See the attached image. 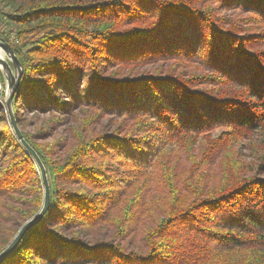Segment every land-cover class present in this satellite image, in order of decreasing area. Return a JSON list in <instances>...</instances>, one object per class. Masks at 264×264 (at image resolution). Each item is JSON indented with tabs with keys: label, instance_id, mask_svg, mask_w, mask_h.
<instances>
[{
	"label": "trees",
	"instance_id": "obj_1",
	"mask_svg": "<svg viewBox=\"0 0 264 264\" xmlns=\"http://www.w3.org/2000/svg\"><path fill=\"white\" fill-rule=\"evenodd\" d=\"M0 26L51 188L1 264H264V0H0ZM9 123L0 252L45 190Z\"/></svg>",
	"mask_w": 264,
	"mask_h": 264
},
{
	"label": "water",
	"instance_id": "obj_2",
	"mask_svg": "<svg viewBox=\"0 0 264 264\" xmlns=\"http://www.w3.org/2000/svg\"><path fill=\"white\" fill-rule=\"evenodd\" d=\"M0 74L2 76L5 87V96L3 97H5L4 101L7 108L8 117L10 120L9 124L11 125L12 130L16 138L19 140L21 146L31 156L34 163H36L41 175L43 187L45 189L43 204L38 214H36L35 217H32L31 219L26 221L22 225L18 233L15 235L12 242L2 252H0V264H1L17 248V246L22 241L27 231L37 226L39 222L43 219V217L46 215L47 211L49 210L50 202H51V188H50L49 176H47L48 172L44 165V162L41 160L40 156L31 146V144L27 142L21 128L17 123V119L13 108V103H14L13 100L20 86L21 79L24 74V68L20 59L15 54L12 45L1 36H0Z\"/></svg>",
	"mask_w": 264,
	"mask_h": 264
},
{
	"label": "rangeland",
	"instance_id": "obj_3",
	"mask_svg": "<svg viewBox=\"0 0 264 264\" xmlns=\"http://www.w3.org/2000/svg\"><path fill=\"white\" fill-rule=\"evenodd\" d=\"M4 28V26H0V30L1 29H3ZM2 31V30H1ZM10 38V37H9ZM10 41H14V40H11L10 39ZM2 77V76H1ZM2 82H3V79H2ZM4 83V82H3ZM3 96H5V87H4V94H3ZM5 98V97H4ZM5 99H3V102H4V106H3V104H2V106H3V109H5V111H6V113H7V108H6V105H5V101H4ZM7 115H8V113H7ZM33 117H34V115L33 114H27V115H25V119H27L28 121H32V119H33ZM9 118V117H8ZM49 118V114H41V116H40V118H39V120H38V123H37V126L35 125V124H29V125H27L26 127H25V130L27 131V132H31V134L32 133H34L35 132V130L38 128V127H44V128H46L47 129V131H50V133H51V136L49 137V138H47V140H37L39 143H44V142H52V141H54L56 138H58V137H61V136H67V134H69V132H68V128H69V126H70V124H71V122H70V124L68 123V124H64V125H61V126H59V127H57L55 130L54 129H52V127L50 126V124L49 123H47V122H45L47 119ZM10 121V120H9ZM104 123H105V121L104 122H102L98 127H102L103 125H104ZM20 127V126H19ZM22 130V129H21ZM23 132V131H22ZM69 138V137H68ZM38 168V167H37ZM38 171H39V169H38Z\"/></svg>",
	"mask_w": 264,
	"mask_h": 264
},
{
	"label": "built area",
	"instance_id": "obj_4",
	"mask_svg": "<svg viewBox=\"0 0 264 264\" xmlns=\"http://www.w3.org/2000/svg\"><path fill=\"white\" fill-rule=\"evenodd\" d=\"M11 33H14V30H12ZM10 39L15 41L14 34L11 35ZM3 94H4V83L2 82V77L0 74V104H3V106H4Z\"/></svg>",
	"mask_w": 264,
	"mask_h": 264
}]
</instances>
